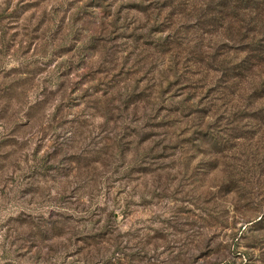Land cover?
<instances>
[{
  "label": "rangeland",
  "instance_id": "rangeland-1",
  "mask_svg": "<svg viewBox=\"0 0 264 264\" xmlns=\"http://www.w3.org/2000/svg\"><path fill=\"white\" fill-rule=\"evenodd\" d=\"M201 3L0 0V264H264V98Z\"/></svg>",
  "mask_w": 264,
  "mask_h": 264
},
{
  "label": "trees",
  "instance_id": "trees-1",
  "mask_svg": "<svg viewBox=\"0 0 264 264\" xmlns=\"http://www.w3.org/2000/svg\"><path fill=\"white\" fill-rule=\"evenodd\" d=\"M186 1L188 4L189 0ZM201 6L204 16L215 19L216 25L222 27L223 36L235 28L234 40L243 46L239 52L243 56L227 80L232 82L234 92L229 94L223 88V97L233 96L231 105L237 108L240 101L245 102L251 94H257V99L261 100L264 98V0H202ZM244 108L247 105L244 104ZM261 220L264 222V216Z\"/></svg>",
  "mask_w": 264,
  "mask_h": 264
}]
</instances>
